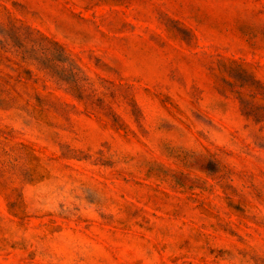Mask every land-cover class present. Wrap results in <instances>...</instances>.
<instances>
[{"label": "rangeland", "instance_id": "374dc122", "mask_svg": "<svg viewBox=\"0 0 264 264\" xmlns=\"http://www.w3.org/2000/svg\"><path fill=\"white\" fill-rule=\"evenodd\" d=\"M0 264H264V0H0Z\"/></svg>", "mask_w": 264, "mask_h": 264}]
</instances>
